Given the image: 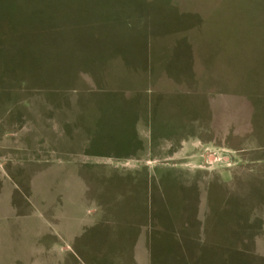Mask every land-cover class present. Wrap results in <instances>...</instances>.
<instances>
[{
    "label": "rangeland",
    "instance_id": "rangeland-1",
    "mask_svg": "<svg viewBox=\"0 0 264 264\" xmlns=\"http://www.w3.org/2000/svg\"><path fill=\"white\" fill-rule=\"evenodd\" d=\"M0 8L10 11L9 23L22 30L18 39L23 60L34 61L27 57V50L33 49L26 45L27 31L36 32L32 39L47 38L50 32H37L33 23L52 20L58 25L54 41L67 45L65 52L71 58L76 40L81 44L98 39L100 44L113 43L118 55L122 44L140 45L138 52L128 55L145 64L136 70L116 57L97 81L82 73L73 80L45 83L55 103L40 93L41 88L34 90L32 81L24 86L0 80V185H6L0 206L8 203L9 183L18 185L22 180L18 188L23 198H18L28 210V182L35 169L29 170L32 154L24 150L41 147L45 153L43 157L36 153L35 160L36 168L43 171L31 180L33 199L48 197L62 217L40 219L38 213L23 219L8 211L1 214L0 264H56L57 256L36 249L32 238L46 231L76 236L91 221L101 223L103 232L92 238L87 234L94 245L86 256L76 259L73 253L76 264H137L132 253L138 240L140 260L144 250H151V264L181 263V254L187 256L184 262L190 257L196 261L204 251L218 259L224 249L218 251L215 244L228 245L243 236L231 219L262 220V230L247 253L249 258L251 254L264 258V0H48L46 5L23 0L20 8L17 1H1ZM82 28L102 32L91 37ZM18 39L9 42L15 44L12 57L18 55ZM109 52L102 49L100 55L108 58ZM32 54L41 59L39 51ZM175 63L185 64L182 69L190 79H172L163 72ZM117 102L134 115L127 123L128 136H138L142 149L128 157L78 152L88 136L86 128L91 137L98 132L105 141L120 137L111 133L114 128L107 122L98 129L105 111L118 109ZM113 118L121 121L119 113ZM56 160L63 162L50 165ZM87 164L94 167L86 168ZM12 165L28 167L27 172L16 171L22 175H15L14 182L5 173L11 174ZM165 167L177 172L176 180L162 190L173 204L170 216L175 226L181 219L190 224L187 230H193L183 236L163 229L155 220L160 209L145 200V179L158 177ZM83 172L98 186L86 188L88 198ZM127 175L136 182L128 184ZM118 176L123 180L115 182ZM96 212L101 216L92 219ZM194 219H210L202 243L186 240L194 236ZM50 240H43L44 247ZM182 240L191 243L179 248ZM60 243L59 248L66 247ZM69 246L74 251L75 246Z\"/></svg>",
    "mask_w": 264,
    "mask_h": 264
},
{
    "label": "crops",
    "instance_id": "crops-1",
    "mask_svg": "<svg viewBox=\"0 0 264 264\" xmlns=\"http://www.w3.org/2000/svg\"><path fill=\"white\" fill-rule=\"evenodd\" d=\"M1 1L4 2L17 1L18 8H20L21 1L23 0H0V2ZM27 1H29L32 5H36V4L46 5L48 2V0H27ZM3 11H7V10L0 8V80L20 81L19 85L22 84L24 86L28 84L27 81H32L33 83H35L34 90L39 91V88H41L43 92L40 93H42L43 95H50L51 94L50 90L52 89L48 88V86L45 83H49L50 81H52L51 83H54L55 81L73 80L77 78L79 74L82 73L90 74L91 78L97 81L98 79H100V74H102L108 62H110L111 59H116V57L128 68H131L130 66H132L134 69L137 70L138 67L142 68L145 65V64H140V62L136 61V59H133L128 55V53L129 54L136 53L132 51L134 47L133 44H131L130 42H128L125 47H123V44L121 45V49L123 52L121 55H118L116 51L117 48L114 47L113 43L107 44L106 42L103 41L100 44L98 39H90L87 42L84 43L82 42L81 44H77L78 40H76L74 43L75 58H71L65 52V50L68 48L67 45L55 43L53 33L54 30L58 27V25L52 23L53 22L52 20H50L48 23H45L44 25L38 24L41 22L33 23L34 25H36L34 29L37 32L42 30L50 32L47 38L41 37V38L32 39L30 38V35L36 32H30V30L27 31L26 45L28 47H33L32 50L30 51L27 50L28 52L27 57H30L29 59L34 58V61L29 62L27 58L26 60H23V49L21 46V40L18 39V36L22 34V30L20 27L11 26L9 22L11 21L12 18L8 15L10 11H7V17L4 16ZM80 31L81 32L89 31L91 37H95L98 35V33L101 34L102 32V31H97V29L95 28L94 29L82 28L80 29ZM9 33H12V36ZM16 39H18V55L16 57H12L11 49L15 46V44L10 45L9 42L15 43ZM108 48L110 49L111 52V53L109 52L110 53L109 57L108 58L102 57L100 55L101 50L102 49L105 50ZM38 51H39V55L41 56V59L38 57L35 58L32 54V52L38 53ZM60 51L63 52V56L59 55ZM38 59L41 60V63L36 62ZM182 65L185 64L175 63L172 65V68L170 67V69L168 70L164 69L163 72L166 73L172 79H185V80L190 79V76L186 75L183 72ZM146 67L147 70L149 71L152 68V67L149 68L148 63H146ZM24 89L26 88L24 87ZM101 108L105 110L103 106ZM125 110L129 112L126 107ZM119 111L120 109H116V110L109 109V113L111 112L110 115L112 116V119L114 121H116L117 119H114L113 116L118 114ZM131 117H134V115H131ZM0 165L2 167L1 163ZM19 166L12 165L10 170L12 172H16L17 170L21 169L23 172L24 171L27 172L28 167H25L24 165H19ZM36 167L37 166L33 167V169L35 170L31 176L32 179L38 173L43 171V168H36ZM47 169L48 168H45L44 170ZM5 186H6L5 183L0 185V198L2 196L3 191H5ZM7 188H8L7 191L8 203L4 204V206H0L1 208L0 215L5 214V212L8 211L13 217H21L23 219L32 218L33 215H36L38 213L40 219L62 218L60 214H58L57 208L51 206L48 197L38 202H34L30 200L31 202L29 201L30 206L28 210H24L23 201L19 198L15 199L16 195L14 196V192L16 190V186L14 184L9 183ZM29 188H30L29 189L30 197L35 196L34 195L35 190H33L31 184L29 185ZM52 207L55 209H52ZM46 234L49 235L46 236ZM75 237L76 236L74 234L69 236L67 234L62 235L60 233H56V231L54 232L46 231V233H41L40 235L36 234L35 237L32 238V244L36 249L39 247L42 253H45L47 255L48 253H54L57 256L56 264H76L74 263V256H73L74 252L71 250L69 246V245H73L74 243L73 241L75 240ZM46 238H51L52 240H50L51 242L48 246L44 247L43 240L44 239L46 240ZM14 239L15 237L13 238V240ZM60 241L66 244V247L63 246L62 248H59L58 245L62 246ZM138 246H139V240L137 241V244L134 245L135 247L134 254L132 253L134 261L135 262L137 261V264L140 263L150 264L148 250L147 249L144 250L145 257L141 261L139 258L140 249L138 250ZM8 251L12 252V249H9ZM26 252H28V250H26Z\"/></svg>",
    "mask_w": 264,
    "mask_h": 264
},
{
    "label": "trees",
    "instance_id": "trees-1",
    "mask_svg": "<svg viewBox=\"0 0 264 264\" xmlns=\"http://www.w3.org/2000/svg\"><path fill=\"white\" fill-rule=\"evenodd\" d=\"M133 47L134 48L132 49V51L138 52L140 45H137V47H136V45L133 44ZM16 82L19 84L20 81H16ZM94 94H97V93H94ZM49 96L50 95H46L47 99L50 100ZM50 102H52V101L50 100ZM124 102H126V101H123V103ZM53 103H55V102H53ZM115 108L120 109V111L118 113L121 115L122 121H114L112 119V116L110 115L111 112L107 114V111H105V115H104L105 117H101V119L99 120L98 129H100L107 122L108 126L114 128L111 130V133L113 135L120 134V137H111V138L107 139V141H105L106 138H105V140H103V136L101 134H98V132H96L93 135V137H91L89 135V130L86 128V133H88V136L86 138H88V140L85 138V143H84V145H82L83 147L81 148V150H80V148L77 150L78 152H80L82 154H84L86 152H90V153H92V155H96V156H102V155H105L106 153L107 154L114 153L115 154V155H113L114 157H120L121 155L124 157H128V155H132L133 153L138 152V150L142 149V142L138 136H135L134 139L132 137L128 136L129 128L127 127V123L130 125V123H132V121H133L132 118H134V117H131L132 114H130L129 112H127L125 110V106L123 104H120L117 102V103H115ZM112 109H114V108H112ZM79 126H83V125L82 124L79 125V123H78V127ZM82 132H85V131L83 130ZM46 151H48V150H46ZM24 152H29V154H32V156L30 157L31 158L30 159L31 168L29 170H32L34 166H37V163H36L37 161L35 160L37 158L36 153L38 155H40L41 157H43L42 154L45 153V151H43V149H41V147H38L36 149L31 148L28 151L24 150ZM103 153H105V154H103ZM72 154H74V153H72ZM117 154H119V155H117ZM61 161L56 160L55 163H52L50 165L57 164V163L61 164L63 162V161L62 162ZM68 161H70V160H68ZM32 162H34V164ZM92 165L87 164L86 168L89 166H92ZM80 166L85 167L84 165H80ZM92 167H94V166H92ZM75 169L80 174V172L77 169V165H75ZM162 171L163 172L158 177L155 176V177H151L150 179H147V178L145 179V181H144L145 194H146L145 200L147 201V203H149L151 205L152 208H157L158 211L160 209V213H158V214L155 213V216L157 217V219H155V220L161 222L162 225L161 224L160 225L162 226L163 229L165 228V230H168L170 232V234L177 232V234L179 233L181 235V233H182V236H183L184 232L191 233L193 230H191V228H189L188 230H190L191 232H188L187 228L190 226V224H188L186 221H182L181 219H179V222H181V223L179 225L175 226V223H174L175 219H172L173 216H170V215L174 214L172 211L173 204H169L168 203L169 201L167 202L165 200L164 193H162V190L166 189L165 188L166 184H169L170 182H174L176 180L175 178H173V176L176 175L175 173H177V172L175 170L170 169V168H166L165 170H162ZM83 173H82V176L86 177V180H87L86 182L88 184V186L85 187V193H86L87 192L86 188L93 186V184L88 179L87 175L85 173L84 174ZM32 174H31V176H32ZM6 175L8 176L9 180L14 182L13 177H15V175H17L21 178L22 174L20 175V173H17V172H11V174H8L6 172ZM31 176H30V179L28 182L29 185L31 184V180H32ZM127 176H128V178H130V182H127L128 184H133L134 182H136L137 178L134 179V178H131L130 175H127ZM114 180H115V182H118L117 180H123V179L118 176ZM20 181L21 182L18 185L15 184V186H16V190L14 192V196L16 195L15 199L16 198L18 199V196H21V198H23V195H22L23 193L18 188L22 183V180H20ZM178 186L180 188H182V190L185 187V185L182 182H179ZM96 187H98V186L94 185L91 188H96ZM29 189L30 188H28L29 194L26 198V200L28 202L27 208H29V206H30L29 201L30 200L34 201L33 197H30V190ZM148 189H149V194L147 195ZM86 197H87V193H86ZM34 202H38V201H34ZM25 204H26V202H25ZM175 212H176V210H175ZM96 213H97L96 216L93 217L92 219H94V218L99 219V217L101 216L100 213H98V212H96ZM153 214H154V211H153ZM231 220H232V222H236L239 224L240 230H236V232L241 233L243 236L239 239H235V240H237L236 242L232 240L228 245L215 244V246L218 248V251L221 249H224V252H222V254L225 255V257H223V255H222V257H220L218 259H216L214 257L211 258L212 254L206 253L204 251L202 256H199L200 257L199 260L197 259L196 261H190V259H192V257H190L189 260L185 259V260H187V262H184V258L185 257L187 258V256L186 255L184 256L181 254L182 256L180 255V258H181L182 262L181 263L178 262V263H174V264H256L259 262H262L264 264V258H260L256 255H253V254H251V257L249 258L248 257L249 253H247V252H249L248 250H249L250 244H253V242H254L255 236H257V234H259L260 231L262 230V220L261 219H231ZM206 221L209 222L210 219H204L203 222H201L198 219H194L193 223H192V226H193L192 228L194 229V232H195L194 236L193 237H186V240H189V238H190L189 241H191V242H193V241L200 242L201 241V243H202L201 234H203L205 237L206 233L208 232V231H206V227H205ZM91 222H94V223L91 225L89 224L86 227L84 226L83 229L81 230L82 233L77 234L75 237V240L73 241L74 242L73 246H75V248L73 249L75 257H76V255L77 256L78 255L86 256L87 249L90 248L89 250H91V246L94 245V243H92V242L90 243V241H91L90 238L94 237L97 232L98 233L103 232V230H99V229H103L100 226L101 223L96 225V221H91ZM189 223H191V222L189 221ZM104 225H106V223ZM93 231H94V234L92 235L91 233ZM162 231L163 230H161V232ZM153 232H154V230H153ZM156 232H159V230L155 231V233ZM87 234L90 235V238L87 237ZM185 242H187V241L182 240L180 245H179V248L184 247ZM191 242H187V243L189 244ZM175 244L178 247V242H175ZM76 246H79V252L80 253L78 252V254H76L77 252L75 253ZM148 253H149V261L153 260V254H151V250ZM226 253H228V255H226ZM160 258H161V261H164L163 259L165 257L160 256ZM76 259H78V258L76 257ZM217 260H218V262H217Z\"/></svg>",
    "mask_w": 264,
    "mask_h": 264
}]
</instances>
